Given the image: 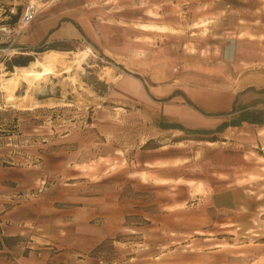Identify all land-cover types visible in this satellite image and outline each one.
Here are the masks:
<instances>
[{
    "label": "rangeland",
    "instance_id": "374dc122",
    "mask_svg": "<svg viewBox=\"0 0 264 264\" xmlns=\"http://www.w3.org/2000/svg\"><path fill=\"white\" fill-rule=\"evenodd\" d=\"M59 1L0 0V26L10 24L28 4L37 12ZM145 1L111 0L110 5L111 10L135 11ZM98 15L104 17V10ZM115 28L136 32L131 26ZM195 38L173 43L187 55L199 50V59L205 58L202 51L212 54L219 48ZM16 42L0 36V167L27 171L26 185L15 189L24 199L34 200L43 218V230H36L37 225L28 229L31 235H44L46 242L22 241L34 247L35 257L58 264H264V127L227 128L213 144L188 143L185 135H160V101L148 95L139 104L142 90L123 88V65L87 38L56 49L44 45L43 52L31 53L29 64L42 62L51 52L65 55L63 63L68 64L86 51L77 69L33 85H16L9 100L5 78L16 72L7 66L21 53ZM143 43L162 58L169 54L150 39ZM230 49L222 58L233 62ZM249 51L248 46L237 61L248 62ZM134 59L149 62L147 71L156 74L154 62L160 55L152 52ZM258 60L264 65V55ZM242 68L249 84L250 71ZM232 69L225 68L227 77H234ZM261 99L244 91L236 106L255 111ZM183 103L190 104L186 99ZM176 140L190 146L183 157L191 156L192 146L201 153L177 168L149 173L140 168L139 152ZM169 178L176 181L166 182ZM237 181L241 201L229 192Z\"/></svg>",
    "mask_w": 264,
    "mask_h": 264
},
{
    "label": "crops",
    "instance_id": "0c3cea01",
    "mask_svg": "<svg viewBox=\"0 0 264 264\" xmlns=\"http://www.w3.org/2000/svg\"><path fill=\"white\" fill-rule=\"evenodd\" d=\"M110 3L111 0H60L37 11L31 24L16 38V45L21 50L19 54L30 56L34 53L32 50L41 44L49 47L55 43H80L82 38H87L123 65V81L128 85L124 82L122 87L127 92L140 88L139 104L150 95L160 101L159 121L179 124L188 130H214L227 121L216 114L230 112L246 89H251L255 97L262 95V99L256 103L255 112L264 111V93H260L264 91V75H259L264 72V65L258 60L260 55H264V0H146L134 7L135 11L111 10L113 7ZM99 10H104V17L98 15ZM116 26H131L130 29L136 32L130 34L128 29L117 32ZM150 26L152 28H145ZM178 33L185 34V37ZM197 36L204 43H217L218 50L212 54L202 51L205 58L199 59V50H189L190 54L187 55L181 46L173 43L178 40L194 41ZM146 38L154 41L155 47L166 48L169 54L162 58L159 51H148L143 43ZM137 39L139 42H136ZM171 44H175L172 50ZM248 46V62H238V57L243 50H248ZM229 47L233 62L222 58ZM152 52L160 55V60L154 62V75L147 71L146 66L151 65L149 62L134 59L137 56H150ZM230 66L233 67L234 77L226 75L225 68ZM243 66L250 71L249 84L241 75ZM184 99L190 104L183 103ZM159 131L160 135L187 136L176 129L159 128ZM181 142L144 149L138 153V165L149 173L194 161L196 154L201 153L198 151L200 147L192 146L190 157H183L187 153L184 148L190 147L189 142L201 141ZM26 178L27 171L23 168L0 167V264H58L47 261L45 257H35L33 246L22 245L26 239L33 241L31 244L44 241L41 239L44 235H31L28 229L34 225L39 227L34 226L36 230L44 229L43 218L39 217L40 210L34 200L24 199V195L15 189L26 185ZM165 181L171 183L176 180L169 178ZM240 183L231 184L233 188L230 187L229 192L233 199L241 201ZM221 194L225 201V193Z\"/></svg>",
    "mask_w": 264,
    "mask_h": 264
},
{
    "label": "trees",
    "instance_id": "16d2710c",
    "mask_svg": "<svg viewBox=\"0 0 264 264\" xmlns=\"http://www.w3.org/2000/svg\"><path fill=\"white\" fill-rule=\"evenodd\" d=\"M19 18V13L15 14L11 17L10 24H15ZM61 43H55L51 46V49H56L60 46ZM44 44H41L39 47L34 48L32 51L34 53H41L44 49ZM30 56H22L18 55L16 57L11 58V60L7 63L8 68L11 67H26L31 62ZM251 89H247L245 91H250ZM260 93H264V91H260ZM217 116L230 117L227 121H224L219 124L214 130H188L183 128L179 124H163L159 125L161 129H176L182 131L187 137H190L191 140L195 141H207V142H217L219 139L216 135L223 133L227 128L232 127H241L242 125H259L264 126V111L255 112L250 111L247 108H238L236 103L233 104L230 112L227 113H219ZM209 136L210 138H204ZM180 141L176 140L175 142ZM157 147H153L154 149Z\"/></svg>",
    "mask_w": 264,
    "mask_h": 264
},
{
    "label": "bare ground",
    "instance_id": "6f19581e",
    "mask_svg": "<svg viewBox=\"0 0 264 264\" xmlns=\"http://www.w3.org/2000/svg\"><path fill=\"white\" fill-rule=\"evenodd\" d=\"M85 52L86 51L77 54L76 57L73 59L74 61L72 60L68 64L63 63L65 55L61 53L51 52L45 54L42 57V62L35 60V62L29 64V66L27 67H15L16 72L14 71L15 73L5 78V85L8 86L6 87V93L8 94L7 96L9 100L12 99L13 87L16 85H19L21 83L33 85V83L45 80L50 76L59 75L61 73L65 75L67 73H70L72 71V68L77 69L82 55ZM77 91L85 92L82 87H78Z\"/></svg>",
    "mask_w": 264,
    "mask_h": 264
},
{
    "label": "built area",
    "instance_id": "2783aa9c",
    "mask_svg": "<svg viewBox=\"0 0 264 264\" xmlns=\"http://www.w3.org/2000/svg\"><path fill=\"white\" fill-rule=\"evenodd\" d=\"M35 16V7L32 4H28L15 24L0 26L1 39L4 38L6 40H15L18 36L23 33L25 28H27L31 24Z\"/></svg>",
    "mask_w": 264,
    "mask_h": 264
}]
</instances>
